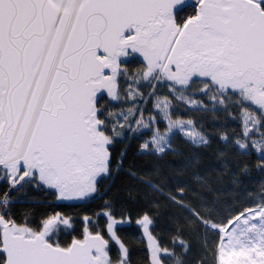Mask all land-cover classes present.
Here are the masks:
<instances>
[{
    "label": "snow or ice",
    "instance_id": "1",
    "mask_svg": "<svg viewBox=\"0 0 264 264\" xmlns=\"http://www.w3.org/2000/svg\"><path fill=\"white\" fill-rule=\"evenodd\" d=\"M0 264H264V0H0Z\"/></svg>",
    "mask_w": 264,
    "mask_h": 264
}]
</instances>
